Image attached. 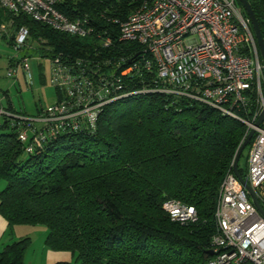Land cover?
<instances>
[{"label": "trees", "instance_id": "16d2710c", "mask_svg": "<svg viewBox=\"0 0 264 264\" xmlns=\"http://www.w3.org/2000/svg\"><path fill=\"white\" fill-rule=\"evenodd\" d=\"M141 1L72 0L62 10L115 30L112 18L125 19ZM248 1L264 42V0ZM10 19L14 32L29 31L22 50L40 57L85 56L95 48L92 39L0 8V22ZM3 40L13 47V36ZM114 45L116 55L132 48ZM6 109L17 113L10 104ZM2 119L0 216L9 232L15 225L45 226L46 246L70 251L76 264H204L211 257L218 189L245 130L237 119L183 96L138 93L104 106L94 132L55 137L34 154ZM170 198L194 206L198 220L172 221L162 209ZM30 242L23 237L6 244L0 264H24Z\"/></svg>", "mask_w": 264, "mask_h": 264}, {"label": "built area", "instance_id": "2783aa9c", "mask_svg": "<svg viewBox=\"0 0 264 264\" xmlns=\"http://www.w3.org/2000/svg\"><path fill=\"white\" fill-rule=\"evenodd\" d=\"M70 1L0 0V8L13 15L25 14L59 33L95 42L85 56L48 58V82L60 98L37 115L8 111L0 93V115L16 128L24 151L34 154L61 135L94 132L102 108L129 95L183 96L243 123L242 140L253 131L240 175L264 211V119L256 125L264 112V63L250 20L236 0H142L125 19L112 18L115 30L93 27L86 16H68L62 8ZM11 24L0 22V40L13 36L17 52L6 77L16 80L22 74L29 85V56L17 55L29 31L21 26L14 32ZM117 42L132 48L116 55ZM234 158L218 189L212 255L204 264H264V214L234 174ZM162 209L181 224L198 220L194 206L178 199H166Z\"/></svg>", "mask_w": 264, "mask_h": 264}, {"label": "rangeland", "instance_id": "374dc122", "mask_svg": "<svg viewBox=\"0 0 264 264\" xmlns=\"http://www.w3.org/2000/svg\"><path fill=\"white\" fill-rule=\"evenodd\" d=\"M238 7L240 12H242V14L246 16L245 11L240 2ZM8 21L12 23L10 27H16L14 25L13 19H10ZM33 46L36 47L37 44L33 43ZM34 51V49L31 50L24 48L23 50H21V54H17L19 57L21 55L26 54L32 55L28 58V65L31 76V84L28 85L22 74L16 80L6 77L8 60L9 58L15 56L17 52L15 49H13L12 46L8 45L5 40H0V93L5 91L8 95V97L2 101V105L8 106V104H10L12 106L13 111L31 117L37 115L38 112H40L42 109H45L49 104H51L55 100L54 88L51 87L50 83L48 82L49 59L45 57H40L39 54ZM2 122L3 119L0 115V125ZM248 148L249 143L243 149L237 164L238 169H242L244 173L247 166L246 158ZM2 185L3 182L0 186ZM30 237L32 240L25 253L24 264H40V261L42 259L40 253L42 247L43 234H41V232L36 231Z\"/></svg>", "mask_w": 264, "mask_h": 264}, {"label": "crops", "instance_id": "0c3cea01", "mask_svg": "<svg viewBox=\"0 0 264 264\" xmlns=\"http://www.w3.org/2000/svg\"><path fill=\"white\" fill-rule=\"evenodd\" d=\"M36 231L41 232V234H43L42 247L40 253L42 259L40 261V264H55L57 262H69L71 264H76L74 262V255L70 251L52 250L46 246L45 239L48 231L45 226L15 225L13 226L11 232H9L7 222L2 216H0V250L6 244H9L23 237H29L30 240H32L30 236Z\"/></svg>", "mask_w": 264, "mask_h": 264}, {"label": "water", "instance_id": "95a60500", "mask_svg": "<svg viewBox=\"0 0 264 264\" xmlns=\"http://www.w3.org/2000/svg\"><path fill=\"white\" fill-rule=\"evenodd\" d=\"M239 2L241 3L246 16L249 18L250 20V24H251V28L253 30V34L255 36L257 45H258V49H259V53L262 59V62L264 63V42H263V38L261 35V31H260V27L259 24L257 22L256 16L254 14V11L249 3L248 0H239ZM264 119V112L261 113L259 119L256 122V125L260 124V122ZM253 134V131L251 130L248 135L245 137V139L242 141V143L240 144L239 148L237 149L236 153H235V158H234V163H233V171L234 174L239 178V180L246 185V188L248 189L249 193L251 194L254 204L256 205V207L258 208V210L264 214V211L261 209L253 191L250 189V187L245 183V181L243 180L242 176L240 175L238 168H237V164H238V159L243 151V149L246 147V145L249 143L250 138Z\"/></svg>", "mask_w": 264, "mask_h": 264}]
</instances>
